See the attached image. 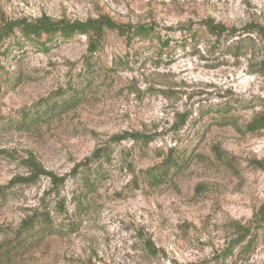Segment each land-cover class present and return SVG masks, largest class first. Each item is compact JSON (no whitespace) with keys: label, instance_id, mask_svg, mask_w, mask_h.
Wrapping results in <instances>:
<instances>
[{"label":"rangeland","instance_id":"1","mask_svg":"<svg viewBox=\"0 0 264 264\" xmlns=\"http://www.w3.org/2000/svg\"><path fill=\"white\" fill-rule=\"evenodd\" d=\"M101 19L154 33L127 44L106 30L92 57L84 34L53 40L46 51L19 38L22 23ZM206 23L233 33L216 40ZM8 28L0 187L35 170L65 181L46 193L50 178L40 175L9 191L0 247L34 209L57 199L63 212L52 205L51 216L66 232L7 264H264V130L247 131L264 116V0H0V35ZM225 108L235 125L216 123ZM106 145L103 178L76 211L70 172ZM170 149L183 166L154 186L148 172L158 173ZM248 227L251 246L223 259Z\"/></svg>","mask_w":264,"mask_h":264},{"label":"trees","instance_id":"2","mask_svg":"<svg viewBox=\"0 0 264 264\" xmlns=\"http://www.w3.org/2000/svg\"><path fill=\"white\" fill-rule=\"evenodd\" d=\"M40 24H26L22 23L19 26V38L29 44L30 47H35L39 50L46 51L47 44L53 42V40H59L60 42H65L70 40L74 35H87L89 41V56L98 50L103 37L104 32L116 31L120 36H124L127 44L131 43L133 39L144 40L149 38L154 30L151 28H123L111 24L106 19H101L96 23H90L88 25H77V24H50L44 23L43 21L38 22ZM207 33L220 40L221 38L228 37L232 35V30H227L222 26H213L211 23L203 24ZM255 33H260L255 30ZM14 35L11 28L3 32L0 35V45L3 44L9 36ZM45 37L44 40H41ZM216 123L220 125L234 124V116L230 111L225 108V110L218 111V117L216 118ZM22 125L23 122H22ZM264 130V116L257 120L252 121L248 126V132H258ZM127 136L114 137L111 139L109 144L119 143L121 140L126 139ZM134 140H139L145 146L148 142L147 138L141 136H129ZM112 150L106 145V147H101L97 149L89 159L83 161L82 163L76 165L70 172V176L78 180L77 190L72 194V202L76 211L82 212L87 208V203L89 202L88 196L95 193L99 183L103 178L102 165L104 163L110 162V157ZM183 157L179 153L175 154L174 149H170L168 155L164 159L163 163L160 164L158 173H154L152 170L148 172V179L154 186L163 184L172 174L177 173L181 170L183 166ZM94 164H97L93 167ZM39 170H35L30 173V176L18 177L9 182V184L3 188L0 187V203H4L9 198V191L15 186H32L38 181L40 175H45L50 178V191L57 192V190L63 185L64 178H54L51 174H44ZM54 206L53 211L60 213L63 212L64 202L49 201L46 205H43L41 211L34 209L30 216H27L21 221L20 226L12 234V239L8 240L5 244L0 247V264L11 263L15 258H19L26 254L36 246H38L45 238L51 236H62L66 232L64 223L56 224L58 214L51 216L50 207ZM57 207V208H56ZM263 221V219H261ZM258 226L254 227V230ZM238 237L231 241L226 248L224 254H222L223 259H227L231 255V251L234 248H239V254L246 249H248L253 243L255 235L250 231V228L240 229L238 232Z\"/></svg>","mask_w":264,"mask_h":264}]
</instances>
